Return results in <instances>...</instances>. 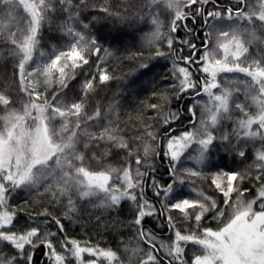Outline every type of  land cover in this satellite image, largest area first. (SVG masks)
Masks as SVG:
<instances>
[{
  "label": "snow or ice",
  "instance_id": "obj_1",
  "mask_svg": "<svg viewBox=\"0 0 264 264\" xmlns=\"http://www.w3.org/2000/svg\"><path fill=\"white\" fill-rule=\"evenodd\" d=\"M38 252L264 264V0H0V264Z\"/></svg>",
  "mask_w": 264,
  "mask_h": 264
},
{
  "label": "trees",
  "instance_id": "obj_2",
  "mask_svg": "<svg viewBox=\"0 0 264 264\" xmlns=\"http://www.w3.org/2000/svg\"><path fill=\"white\" fill-rule=\"evenodd\" d=\"M101 2H102V0H101ZM253 2H255V0H253ZM111 23V22H110ZM42 47H47V45H43L42 44ZM253 50H254V48H253ZM160 65H163V68H161L160 67ZM112 66L114 67V62L112 63ZM170 65L169 64H166L164 61H160L159 62V64H157V68H156V70L157 71H161V72H163L164 71V69H166L167 67H169ZM127 69L125 68V69H123V70H121V71H126ZM120 74H121V72L120 71H116L115 72V75L116 76H120ZM159 79V78H158ZM119 84H120V81H116L113 85H112V90L113 91H115L116 90V88L119 86ZM143 96H144V94L142 93L141 94V99L143 98ZM241 99H243V96H241ZM153 102H155V101H153ZM188 102L189 103H191V100H188ZM173 107H175V105H173ZM127 111H128V109L126 108V109H124V115L126 116L127 115ZM151 181L149 180V183H150ZM209 194H211V193H209ZM148 195L149 196H151L152 195V192H151V190H148ZM250 198V197H249ZM127 210V206H125V211ZM100 213L99 212H96L94 215H99ZM112 215L113 216H116V211L115 210H113V212H112ZM121 219H123V220H128V219H130V217H128V216H126V215H121V217H120ZM151 219H149V220H147L146 221V226H148V225H151ZM161 227H163V226H161ZM53 231H55V228H53L52 229ZM70 231H72V234L73 235H75L78 239H80L81 241H85V240H89V239H91L93 242H96V240L98 239V237H97V234L95 233V231H88V230H84V229H82V228H80L78 225H72V226H70ZM156 231H157V236H158V238H164V239H166L167 238V228H163V236H161V232H160V229L159 228H157L156 229ZM105 239H108V240H112V235H111V233H108V234H106V236L104 237ZM193 252H194V249L193 248H191V247H189L188 248V252H187V259H190L191 257H192V255H193ZM85 257L86 258H88L87 257V254H85ZM36 259H37V264H45V262H44V260H43V257H42V252H38V254H37V257H36Z\"/></svg>",
  "mask_w": 264,
  "mask_h": 264
}]
</instances>
